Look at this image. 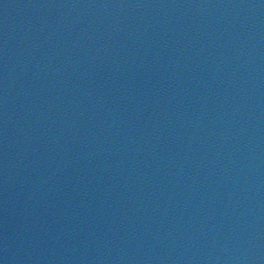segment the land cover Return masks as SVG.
I'll return each instance as SVG.
<instances>
[{
  "label": "water",
  "instance_id": "1",
  "mask_svg": "<svg viewBox=\"0 0 264 264\" xmlns=\"http://www.w3.org/2000/svg\"><path fill=\"white\" fill-rule=\"evenodd\" d=\"M0 264H264V0H0Z\"/></svg>",
  "mask_w": 264,
  "mask_h": 264
}]
</instances>
